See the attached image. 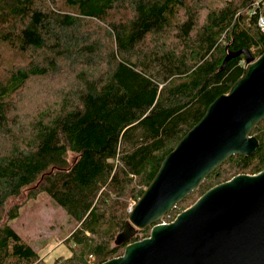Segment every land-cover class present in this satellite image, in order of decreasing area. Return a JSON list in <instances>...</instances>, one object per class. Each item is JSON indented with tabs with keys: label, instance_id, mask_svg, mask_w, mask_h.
I'll use <instances>...</instances> for the list:
<instances>
[{
	"label": "trees",
	"instance_id": "1",
	"mask_svg": "<svg viewBox=\"0 0 264 264\" xmlns=\"http://www.w3.org/2000/svg\"><path fill=\"white\" fill-rule=\"evenodd\" d=\"M260 15L264 0H0V264H90V256L100 264L121 255L126 243L113 240L129 203L242 74L243 54L220 68L226 53L263 52ZM97 53L106 67L92 74ZM79 59L85 67L68 70L77 86L28 123L10 120L13 97L30 78L61 74ZM252 134V155L227 158L164 221L210 187L261 171L264 119ZM40 193L75 221L63 240L70 256L52 263L10 224Z\"/></svg>",
	"mask_w": 264,
	"mask_h": 264
},
{
	"label": "water",
	"instance_id": "2",
	"mask_svg": "<svg viewBox=\"0 0 264 264\" xmlns=\"http://www.w3.org/2000/svg\"><path fill=\"white\" fill-rule=\"evenodd\" d=\"M240 54L242 74L165 155L128 209L113 240L126 243L122 254L100 264H264V168L210 187L164 221L227 158L250 156L258 147L252 130L264 119V50L257 57L247 48L227 52L220 68ZM148 226V236L130 241Z\"/></svg>",
	"mask_w": 264,
	"mask_h": 264
},
{
	"label": "rangeland",
	"instance_id": "3",
	"mask_svg": "<svg viewBox=\"0 0 264 264\" xmlns=\"http://www.w3.org/2000/svg\"><path fill=\"white\" fill-rule=\"evenodd\" d=\"M56 2H60V0H56ZM181 14L177 18H180ZM95 56L97 58L93 61L94 66L88 67L92 74L94 70L99 72L106 67V56L103 53L100 57L98 53ZM80 60L75 61V63L69 62L61 74L30 78L13 97L10 120L18 125L28 123L42 107L53 104L60 95L63 97L70 92H65V90L77 86L78 83L75 82V73L73 76V73L68 72V70L76 73L82 70L85 66L80 64ZM20 127L27 128L25 126ZM133 203L134 201L129 203L128 207L130 208ZM10 224L20 236L29 241L40 255L45 257L46 262L52 263L58 257L70 256L72 244L63 240L74 228L75 221L47 194L40 193L35 198L27 200L21 206L19 215L11 220ZM138 232L137 234H139ZM140 235H143V232Z\"/></svg>",
	"mask_w": 264,
	"mask_h": 264
},
{
	"label": "built area",
	"instance_id": "4",
	"mask_svg": "<svg viewBox=\"0 0 264 264\" xmlns=\"http://www.w3.org/2000/svg\"><path fill=\"white\" fill-rule=\"evenodd\" d=\"M257 24H258L260 30L264 33V15H260L258 17ZM91 259H92V257L90 256L89 262H90V264H93V262H91Z\"/></svg>",
	"mask_w": 264,
	"mask_h": 264
}]
</instances>
